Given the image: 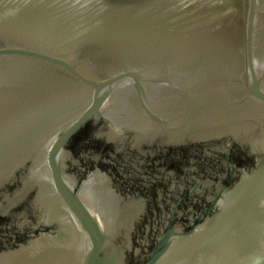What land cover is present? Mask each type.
Here are the masks:
<instances>
[{
	"label": "water",
	"instance_id": "95a60500",
	"mask_svg": "<svg viewBox=\"0 0 264 264\" xmlns=\"http://www.w3.org/2000/svg\"><path fill=\"white\" fill-rule=\"evenodd\" d=\"M0 264H264V0H0Z\"/></svg>",
	"mask_w": 264,
	"mask_h": 264
}]
</instances>
